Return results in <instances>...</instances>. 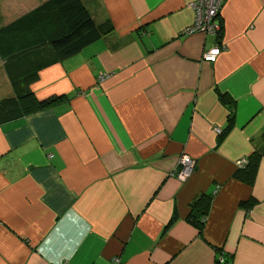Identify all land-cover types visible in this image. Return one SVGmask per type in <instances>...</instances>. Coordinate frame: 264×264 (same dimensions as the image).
Segmentation results:
<instances>
[{
  "label": "crops",
  "instance_id": "obj_1",
  "mask_svg": "<svg viewBox=\"0 0 264 264\" xmlns=\"http://www.w3.org/2000/svg\"><path fill=\"white\" fill-rule=\"evenodd\" d=\"M44 1L0 0V29ZM81 1L112 31L38 71L30 90L61 99L0 124V264H264V152L233 176L264 145V0H224L220 36L182 33L194 0Z\"/></svg>",
  "mask_w": 264,
  "mask_h": 264
},
{
  "label": "trees",
  "instance_id": "obj_2",
  "mask_svg": "<svg viewBox=\"0 0 264 264\" xmlns=\"http://www.w3.org/2000/svg\"><path fill=\"white\" fill-rule=\"evenodd\" d=\"M220 22V19L218 17ZM109 22L96 24L81 0H46L32 11L0 29V55L14 89V96L0 100V124L19 119L51 106L62 96L36 97L29 85L40 69L80 52L112 31ZM220 29L216 36H220ZM223 97V96H222ZM225 98V97H224ZM233 104V103H232ZM234 112L228 114V130ZM260 137L264 143V130ZM264 145L255 149L233 176L252 183ZM212 196L201 194L190 203L187 221L202 232Z\"/></svg>",
  "mask_w": 264,
  "mask_h": 264
},
{
  "label": "built area",
  "instance_id": "obj_3",
  "mask_svg": "<svg viewBox=\"0 0 264 264\" xmlns=\"http://www.w3.org/2000/svg\"><path fill=\"white\" fill-rule=\"evenodd\" d=\"M224 0H194L189 5L194 10V17L192 23L185 27L183 34L190 35L194 33H204L206 35H216L220 29V22L218 20L219 12ZM224 48L221 43L214 45L208 49L203 59L214 62ZM218 133L220 130L217 128ZM246 158H241L236 161V166L240 167L246 163ZM196 166L195 160L187 154H182L179 157L176 170L172 173L179 181L183 182L192 174ZM224 259L220 256L214 264H223Z\"/></svg>",
  "mask_w": 264,
  "mask_h": 264
},
{
  "label": "rangeland",
  "instance_id": "obj_4",
  "mask_svg": "<svg viewBox=\"0 0 264 264\" xmlns=\"http://www.w3.org/2000/svg\"><path fill=\"white\" fill-rule=\"evenodd\" d=\"M202 34H204V33H202Z\"/></svg>",
  "mask_w": 264,
  "mask_h": 264
}]
</instances>
